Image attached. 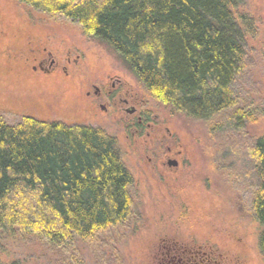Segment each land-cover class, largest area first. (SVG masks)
Masks as SVG:
<instances>
[{
    "label": "trees",
    "instance_id": "obj_1",
    "mask_svg": "<svg viewBox=\"0 0 264 264\" xmlns=\"http://www.w3.org/2000/svg\"><path fill=\"white\" fill-rule=\"evenodd\" d=\"M76 23L147 94L210 138L239 135L262 112L237 92L248 64L252 19L245 0H13ZM234 136V137H235ZM230 141V140H229ZM239 182L264 227V136L244 146ZM132 183L116 139L98 128L0 112V235L35 241L56 264H86L77 243L100 248L132 216ZM264 257V233L259 237Z\"/></svg>",
    "mask_w": 264,
    "mask_h": 264
},
{
    "label": "rangeland",
    "instance_id": "obj_2",
    "mask_svg": "<svg viewBox=\"0 0 264 264\" xmlns=\"http://www.w3.org/2000/svg\"><path fill=\"white\" fill-rule=\"evenodd\" d=\"M237 11L255 28L237 92L263 114L237 136L211 139L202 122L152 99L76 23L0 0V112L7 123L26 116L98 128L116 139L132 178L130 221L110 230L100 248L77 243L86 264H150L162 241L211 246L241 264H264L257 248L264 227L252 218L250 194L235 172L245 166L244 146L264 136V0H245ZM49 57L55 66L40 71V62L48 69ZM114 79L144 99L139 111L147 115L139 128L126 127L136 115L93 94V86L103 89ZM56 257L35 241L0 235V264H56Z\"/></svg>",
    "mask_w": 264,
    "mask_h": 264
},
{
    "label": "flooded vegetation",
    "instance_id": "obj_3",
    "mask_svg": "<svg viewBox=\"0 0 264 264\" xmlns=\"http://www.w3.org/2000/svg\"><path fill=\"white\" fill-rule=\"evenodd\" d=\"M48 59V69H45L44 63L40 62L38 64L40 71L47 72L49 68L51 70L55 66L54 61L50 57ZM36 69L32 68L33 71ZM93 94L97 99L103 96L110 102V106H120L118 111H124L129 117L136 115V117H131V123H127L128 128H139L138 126H141L143 118L147 115L146 111H139V105L144 103V99H141L139 94L130 93L118 79H114L113 83L106 85L103 89L93 86ZM162 246V250L152 256L150 264H241L235 256L216 254L211 246L186 245L177 241L170 243L162 241ZM257 248L262 255L260 241L257 243Z\"/></svg>",
    "mask_w": 264,
    "mask_h": 264
}]
</instances>
